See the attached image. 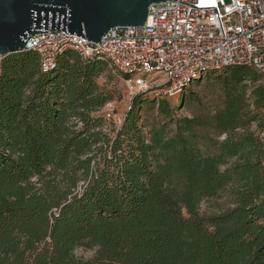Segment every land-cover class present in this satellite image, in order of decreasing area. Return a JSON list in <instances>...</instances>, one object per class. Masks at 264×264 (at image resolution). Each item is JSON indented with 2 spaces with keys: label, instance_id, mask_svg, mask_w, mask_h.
Returning a JSON list of instances; mask_svg holds the SVG:
<instances>
[{
  "label": "trees",
  "instance_id": "trees-1",
  "mask_svg": "<svg viewBox=\"0 0 264 264\" xmlns=\"http://www.w3.org/2000/svg\"><path fill=\"white\" fill-rule=\"evenodd\" d=\"M223 70V108L178 117L171 133L170 99L183 103L192 85L135 96L118 126L100 60L68 50L44 72L35 50L6 55L0 264H264V146L252 129L264 84L251 67ZM150 102L165 121H146ZM224 193L227 207L201 211ZM79 247L96 253L84 259Z\"/></svg>",
  "mask_w": 264,
  "mask_h": 264
},
{
  "label": "built area",
  "instance_id": "built-area-1",
  "mask_svg": "<svg viewBox=\"0 0 264 264\" xmlns=\"http://www.w3.org/2000/svg\"><path fill=\"white\" fill-rule=\"evenodd\" d=\"M25 49L39 54L44 72L68 50L100 60L124 83L128 105L139 94L175 96L235 65L253 68L264 84V0L160 1L149 6L145 25H115L98 42L48 29L28 38ZM112 105L104 107L106 118L120 126L125 114ZM259 137L264 146V123Z\"/></svg>",
  "mask_w": 264,
  "mask_h": 264
},
{
  "label": "water",
  "instance_id": "water-1",
  "mask_svg": "<svg viewBox=\"0 0 264 264\" xmlns=\"http://www.w3.org/2000/svg\"><path fill=\"white\" fill-rule=\"evenodd\" d=\"M166 0H0V54L26 48L48 29L98 42L115 25H145L148 8Z\"/></svg>",
  "mask_w": 264,
  "mask_h": 264
},
{
  "label": "rangeland",
  "instance_id": "rangeland-1",
  "mask_svg": "<svg viewBox=\"0 0 264 264\" xmlns=\"http://www.w3.org/2000/svg\"><path fill=\"white\" fill-rule=\"evenodd\" d=\"M224 73L223 71L212 72L207 74L199 81L193 82L192 86L186 91V99L181 102V99L174 97L171 100L174 107V119L169 123V131L175 129V119L182 116H193L198 114L212 115L216 110L222 109L225 103V94L222 84L216 79L217 75ZM249 74L255 77L253 71L249 70ZM99 84L106 88L113 94V103L110 108L114 109L117 116H122L126 112L128 106V94L125 89L124 83L109 70L106 74L102 75L98 79ZM245 83L251 89L254 86V82L251 79H247ZM257 83H261L260 80ZM154 98L151 96L149 100ZM254 109V107H253ZM258 121L264 123V108L257 111ZM145 119L149 124H155L160 120L165 121L164 118L159 116L158 107L153 102H150L149 106L144 111ZM259 122L252 123V129L257 133L260 128ZM109 123L105 125L106 131L110 129ZM224 135H221L219 139H223ZM224 167H222L223 169ZM36 180V178H34ZM230 204L227 193L222 194L220 197L204 201L201 204V211L203 213H218L221 209H224ZM96 253L95 249H89L79 247L76 249V254L84 259H92Z\"/></svg>",
  "mask_w": 264,
  "mask_h": 264
}]
</instances>
